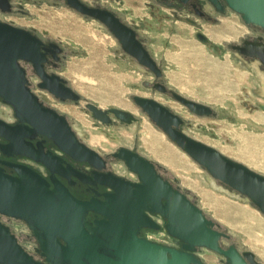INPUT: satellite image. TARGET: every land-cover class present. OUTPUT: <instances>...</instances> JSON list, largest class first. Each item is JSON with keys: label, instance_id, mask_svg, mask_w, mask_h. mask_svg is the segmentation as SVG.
I'll use <instances>...</instances> for the list:
<instances>
[{"label": "water", "instance_id": "95a60500", "mask_svg": "<svg viewBox=\"0 0 264 264\" xmlns=\"http://www.w3.org/2000/svg\"><path fill=\"white\" fill-rule=\"evenodd\" d=\"M219 5V0H211ZM228 6L248 25L264 28V0H225ZM67 4L83 16L94 18L110 28L121 40L124 49L137 57L142 64L153 67V62L134 33L123 26L111 13L89 8L80 0H66ZM0 9L9 12V0H0ZM42 42L31 31L0 21V99L13 108L20 123L11 128L0 120V136L9 140L1 146L4 153L26 156L44 163L59 173L54 158L42 154V143L35 147L30 141L37 135L44 136L64 153L78 161L94 164L98 157L95 150L80 142L64 116L45 107L39 96L29 87L22 61L33 64L43 79L39 88L61 100H78L79 95L58 76L45 74V53ZM56 46L55 44H53ZM198 115H210V108L202 103L181 99ZM134 101L155 122L168 138L203 166L216 180L247 197L264 216V175L239 162L233 161L218 150L186 135L180 130L182 120L154 100L136 96ZM92 117L108 123L107 113L95 104H88ZM122 121H130L132 113L120 108L111 110ZM117 157L126 161L138 174L139 184L132 185L121 179L99 182L117 192L125 187H136L135 199L122 205L116 195L104 204L76 200L63 185L54 182V189L31 169L18 166V176L4 174L0 168V214L24 221L37 239L39 250L46 264H200L188 253L165 248L139 239L142 227L158 228L149 220L144 210L150 208L166 220L168 233L184 243V249L205 247L226 256L230 264H247L237 250H223L219 246L222 234L214 230L217 224L180 188L165 180L154 162L126 149ZM164 201V202H163ZM89 212L103 215L100 221H85ZM244 256L254 262L252 251ZM0 264H43L37 262L18 243L11 229L0 221Z\"/></svg>", "mask_w": 264, "mask_h": 264}, {"label": "rangeland", "instance_id": "374dc122", "mask_svg": "<svg viewBox=\"0 0 264 264\" xmlns=\"http://www.w3.org/2000/svg\"><path fill=\"white\" fill-rule=\"evenodd\" d=\"M87 1L95 4L96 0ZM17 2L20 0L14 3ZM24 5V15L16 8L13 14H0V20L61 43L66 57L59 72L83 97L80 104L62 105L50 93L35 86L33 91L41 101L67 115L83 140L102 153L113 152L121 146L136 148L156 163L166 178L187 194L209 219L231 234L241 250L252 251L264 264V216L260 210L247 197L212 178L203 166L149 121L134 104L132 96H153L166 105L180 106L142 87L148 77L136 66L119 59L117 41L100 22L76 12L65 0H29ZM220 20L216 28L204 25L207 32L224 45V39H231L223 35L229 32L227 23L236 26L234 31L238 34L233 39H238L240 33L246 31L234 12L221 16ZM185 27L181 29L182 34L164 33V38L169 40L168 46L157 44L166 53L167 80L186 96L214 107L220 117L201 118L182 110L181 114L188 121L184 132L264 175V113L246 109L242 99L245 96L242 88L248 86L246 91L251 95V103L264 102V98L255 93L259 82L257 74L234 61L231 53L217 56L209 51L194 37L195 28ZM216 33L223 37L215 36ZM192 50L218 66V78L211 76L202 60L192 56ZM104 82L109 84L107 90H104ZM88 102L103 109L120 108L133 112L138 122L110 126L100 124L85 109ZM125 105L133 107L135 112ZM7 110L0 104V114ZM149 129L162 139L175 156L176 164L169 163L150 145ZM235 209L243 211L245 216L232 213ZM202 255L211 264H221L215 254L205 251Z\"/></svg>", "mask_w": 264, "mask_h": 264}, {"label": "flooded vegetation", "instance_id": "af4514ba", "mask_svg": "<svg viewBox=\"0 0 264 264\" xmlns=\"http://www.w3.org/2000/svg\"><path fill=\"white\" fill-rule=\"evenodd\" d=\"M15 1L18 0H9L11 10L9 12H3L0 9V14H13L17 8V11L24 15V3L25 1L29 0H20V2L14 3ZM80 1L89 8L100 9L111 13L123 26L134 33L135 40L148 54L149 58L153 62V67L142 64L137 57L128 53L124 49V45L121 40L114 36L108 26L94 18L86 16L93 19L94 21L100 22L112 34L119 45L117 53L119 59L122 62H127L129 64H132L133 66H136L138 69L142 70L146 77H148V79L144 80L143 82V88L151 91L155 95L159 94L167 100H170L171 102H174V104H178L180 106L179 108L177 107V105H166L153 96H143L139 94L132 96L134 104L145 116L148 117L149 121L156 127L157 125L155 124V122L134 101V98L136 96L154 100L163 107L167 108L173 114L177 115L182 120L180 130L183 132L185 126L188 124V121L181 114L182 110L201 118L220 117L219 112L214 107L209 106L205 103L202 104H205L210 108L212 112L210 115H198L195 112L191 111V109L185 103H183V101L181 100L182 98L194 101L196 103L201 102L181 93L179 90H177V87L174 84L167 80L168 78L166 69L168 68V63L166 53L163 50H160L157 47V44L161 43L164 46H168L169 40L167 38H164V33H168L170 35L182 34L181 29L186 28L185 26H191L192 28H195L194 37L209 51H212L217 56H224V54L227 52L231 53L233 60L240 64L243 68H246L249 72L254 70L259 80L258 86L255 89V93L256 95L264 98V28L245 24V22L241 18V15L234 12L228 6L225 0H219L220 6L215 4L211 0H96L95 4H90L87 0ZM232 12L238 15L240 20L243 22L246 31L241 33L239 32L240 35L238 39L232 38L234 37V35L238 34L237 31L233 30L232 32L229 31L227 33H223L224 36L231 38L230 40L224 39V41L226 42V44L224 45L214 39V37H212L210 33L207 32L204 24H208L211 28H216L221 22L220 17L227 16ZM32 33L42 42L41 52L45 53L46 55V61L43 63L45 74L49 77H60L61 79L66 81V86L72 88L69 82L64 77H62L61 73L59 72L62 69V62L66 57L65 48L59 42L48 40L47 38L39 36L34 32ZM223 35L216 33L215 36L223 37ZM53 44H55L56 46H54ZM21 66L26 70V75L31 90L33 91V88L35 86L39 88V84L43 82V79L36 73L33 64L22 61ZM242 89L245 93V96H242V99L244 100L243 106L246 109L250 108L251 111L257 109L264 113V102L258 101L257 103H251V100H249L251 98V95L246 91L249 90V87H243ZM73 90L79 95L78 100H61L60 98H57L52 94L50 95H52L56 102L62 105L70 103L80 104L83 97L75 89ZM0 104L8 108L6 112L0 114V120L5 122L11 128L17 126L20 121L17 119L13 108L9 105L4 104L1 99ZM88 104L90 103H86L85 109L92 116L91 111L87 108ZM44 105L45 107L53 109L59 115L64 116L78 140L91 149L95 150L98 157L95 159L94 164L87 161H78L72 158L71 156L62 152L53 143L52 140L44 136L37 135L36 138L34 140H31L30 142L35 147L38 143L41 142L42 154H44L45 156H50L59 162V164H54V167L59 170V173L53 174L52 170L42 162L35 161L32 158L22 155L9 154L13 152V149H8L9 153H4L1 146L8 145L9 140L0 136V168L3 169L4 174L11 177H17V167L23 166L31 169L32 171L43 177L50 184V189H54V182L63 185V187H65L69 191V193L80 202L88 203L91 201H95L98 204H104V202H106L109 197L116 195L122 205H129L130 201H133L135 199L133 195L134 191L136 190L135 186H132L131 189L123 187L120 189V191L117 192L113 187L102 185L99 182H111L112 179L116 178L121 179L124 182L131 183L132 185L140 183L138 174L129 168L125 160L117 157V154L122 149H126L134 154H137L144 159H150L140 153L136 148L126 146H121L110 153H102L101 151L89 146L83 140V138L74 128L70 118L67 115L53 108V105V107L46 103H44ZM95 105L99 107L97 104ZM101 109L105 113H107L106 115L109 121L108 123H103L102 121L96 120L92 117L100 124L110 126L114 124L128 125L138 122V118L133 112H130L133 115L130 121H122L117 118L113 112H111L113 108ZM150 161L153 162L152 160ZM155 165L157 172L165 180L170 181L161 172L160 167L156 163ZM144 214L149 220L157 225L158 228L142 227L138 233L139 239L150 241L165 248H171L183 253L191 254L197 259V261L200 262V264H211L202 255L205 251L217 255L221 264H230V260L226 256L205 247H195L193 251L185 250L184 243L181 240L172 237L166 230L167 220L162 215L152 212L150 208L145 209ZM103 219V215H99L96 212H89L85 218V221L94 222ZM0 221L11 229L12 233L16 236L18 243L25 249V251L29 255L33 257L35 261L46 264V260L39 250L37 239L33 236L32 232L29 230L28 225L24 221L12 217H7L1 214ZM213 229L219 231L222 234L219 240V246L223 250L226 251L233 247L237 250L239 255L247 264H261L257 256L255 257L254 262L245 257L244 253L246 252V250H241L234 243L231 234H229L227 231H224L218 225L213 227Z\"/></svg>", "mask_w": 264, "mask_h": 264}, {"label": "bare ground", "instance_id": "6f19581e", "mask_svg": "<svg viewBox=\"0 0 264 264\" xmlns=\"http://www.w3.org/2000/svg\"><path fill=\"white\" fill-rule=\"evenodd\" d=\"M236 26L233 23H227L226 24V29L229 31H233ZM193 50L191 51L192 54ZM193 57H196L198 60H202L204 62V67H206L207 70L210 71L211 76H213L214 79L218 78V66L214 63L209 62L207 59L202 57L199 53H196L195 51L193 52ZM104 90H107L108 88V82H104ZM79 89H83L81 85H78ZM125 107H128L129 109L134 110L133 107L130 105H125ZM143 128V127H142ZM148 128V127H147ZM149 136H148V141L151 146L155 147L158 151V153L164 158L167 159V161L170 163L176 164V158L174 155L171 154V151L165 147V145L162 142V139L152 130L149 129ZM167 154V155H166ZM232 213H235L240 216H245V213L239 209H235L234 211L232 210ZM263 218V217H262Z\"/></svg>", "mask_w": 264, "mask_h": 264}]
</instances>
